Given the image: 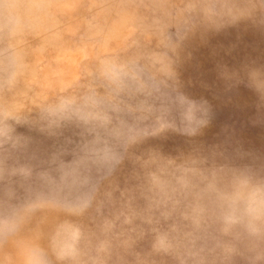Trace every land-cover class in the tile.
Masks as SVG:
<instances>
[{
    "label": "rangeland",
    "instance_id": "374dc122",
    "mask_svg": "<svg viewBox=\"0 0 264 264\" xmlns=\"http://www.w3.org/2000/svg\"><path fill=\"white\" fill-rule=\"evenodd\" d=\"M0 264H264V0H0Z\"/></svg>",
    "mask_w": 264,
    "mask_h": 264
},
{
    "label": "clouds",
    "instance_id": "9594fccd",
    "mask_svg": "<svg viewBox=\"0 0 264 264\" xmlns=\"http://www.w3.org/2000/svg\"><path fill=\"white\" fill-rule=\"evenodd\" d=\"M17 15H18L17 12H13V13H11V14L9 15L8 20H7L6 23L11 24V23L16 19Z\"/></svg>",
    "mask_w": 264,
    "mask_h": 264
}]
</instances>
